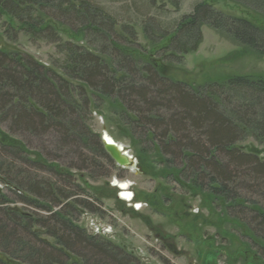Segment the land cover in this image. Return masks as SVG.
<instances>
[{
    "label": "trees",
    "instance_id": "obj_1",
    "mask_svg": "<svg viewBox=\"0 0 264 264\" xmlns=\"http://www.w3.org/2000/svg\"><path fill=\"white\" fill-rule=\"evenodd\" d=\"M209 1L196 3L169 30L144 20L145 42L165 41L161 54H152L132 23L121 24L94 0H0L7 40L23 35L56 45L62 55L46 66L0 48V125L20 142L0 137V183L14 196L0 191V264H142L75 222L104 214L107 196L83 178H108L115 167L87 124L93 113L134 143L139 167L161 166L165 180L200 195L203 208L250 241L242 254L264 264V158L261 150L236 147L247 138L264 146V78L228 75L194 87L160 71L197 50L202 26L264 58L259 20L226 15ZM243 1L264 13V0ZM25 135L53 137L63 164L30 155L21 145ZM103 187L115 200L108 180Z\"/></svg>",
    "mask_w": 264,
    "mask_h": 264
},
{
    "label": "rangeland",
    "instance_id": "obj_2",
    "mask_svg": "<svg viewBox=\"0 0 264 264\" xmlns=\"http://www.w3.org/2000/svg\"><path fill=\"white\" fill-rule=\"evenodd\" d=\"M94 1L121 24L132 23L138 34V42L146 47V52L161 54L160 48L165 41L150 47V43L145 42L141 32L143 21L145 20L147 26L151 21L150 23H158L163 31L169 30L173 23L191 13L193 6L203 0ZM209 2L216 10L226 15L255 18L259 20L258 25L264 28V13L252 12L249 9V1L210 0ZM143 14L147 19H143L141 16ZM62 32H64L62 39H68L65 31ZM201 32L202 41L197 50L180 60L163 64L160 71L164 75L194 87L202 86L208 80H219L228 75L264 78V58H256L248 51L239 49L227 37L207 26H202ZM0 48L10 52L21 51L46 66L62 60V55L58 53L54 44L45 41L33 42L23 35H19L11 42L2 35L1 30ZM87 124L99 139L104 131L111 140L121 145L129 156L136 159L135 168H120L114 164L115 167L109 169L108 178L94 180L90 177L83 178L87 185L100 188L99 194L107 196L101 202V210L104 213L102 216L77 217L75 222L87 233L93 234L96 227H103L107 230L105 235L116 246L131 253L142 264H253L250 258L245 257L241 252L252 246L250 241L241 235L236 226L226 225L223 220L219 221L217 212L203 208L200 195L186 192L176 183L165 180L160 173L161 166L153 164L151 169L139 167L134 143L123 131L115 127V124L106 122L95 113L90 115ZM0 137L7 144L20 143L16 137L6 132L3 125H0ZM21 139L24 142V145L21 143L22 147L30 152V155L36 156L35 151L40 152L44 157L52 160L57 158L56 162L59 165L63 164L64 160L59 159L62 153L50 145L53 137L25 135ZM236 147L243 152H248L250 149L261 150L260 157L264 158V146L258 145L251 138L237 143ZM101 164L106 166L103 161ZM81 173L86 174L84 171ZM104 180H108L109 183L112 180L127 183V189L133 192V201H140L139 203L143 204L142 208L133 211L130 204L109 198L111 193L105 195L103 192ZM0 191L10 200H14V196L6 191L2 183H0ZM120 191L123 193L122 190ZM15 203L14 206H17L18 203Z\"/></svg>",
    "mask_w": 264,
    "mask_h": 264
},
{
    "label": "water",
    "instance_id": "obj_3",
    "mask_svg": "<svg viewBox=\"0 0 264 264\" xmlns=\"http://www.w3.org/2000/svg\"><path fill=\"white\" fill-rule=\"evenodd\" d=\"M104 134L105 132L103 131L101 133L100 141L103 145L105 153L114 162V164L120 168H135L136 159L132 156H129L128 152L124 150V148H120L116 143L107 142L104 138ZM113 188H115L117 191L119 190V188L117 186H114V184Z\"/></svg>",
    "mask_w": 264,
    "mask_h": 264
},
{
    "label": "built area",
    "instance_id": "obj_4",
    "mask_svg": "<svg viewBox=\"0 0 264 264\" xmlns=\"http://www.w3.org/2000/svg\"><path fill=\"white\" fill-rule=\"evenodd\" d=\"M127 192H128V194L131 195L129 201L126 200V199L123 200V198H121V194H122V193H121V191H120V188H119V190L117 191V196H118V198L120 199V201H122V202H124V203H127V204H130V205L133 207L134 211H138V209L142 208L143 204L135 203V202L133 201V200H134L133 192L129 191V189H127ZM144 205H145V204H144ZM137 207H138V208H137ZM108 231H109V230H108ZM106 232H107V230H104L103 227L98 226V227H96V228L94 229V233H93L92 235L106 236V235H105Z\"/></svg>",
    "mask_w": 264,
    "mask_h": 264
},
{
    "label": "bare ground",
    "instance_id": "obj_5",
    "mask_svg": "<svg viewBox=\"0 0 264 264\" xmlns=\"http://www.w3.org/2000/svg\"><path fill=\"white\" fill-rule=\"evenodd\" d=\"M104 138H105V140L107 141V142H114L113 140H111L106 134H104ZM115 143V142H114ZM117 144V143H116ZM118 145V144H117ZM120 148H123L121 145H118ZM113 184H114V186H117L118 185V187L120 188V190H122V194H121V198H123V200H128L129 201V199H130V197H131V195L130 194H128V192H127V188H128V185H127V183H120V182H118V181H114L113 182ZM127 192V193H126ZM138 208V207H137ZM139 210V209H138Z\"/></svg>",
    "mask_w": 264,
    "mask_h": 264
}]
</instances>
